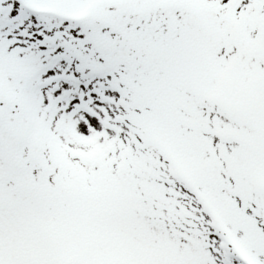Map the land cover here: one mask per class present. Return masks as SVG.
Listing matches in <instances>:
<instances>
[{"label": "snow or ice", "instance_id": "obj_1", "mask_svg": "<svg viewBox=\"0 0 264 264\" xmlns=\"http://www.w3.org/2000/svg\"><path fill=\"white\" fill-rule=\"evenodd\" d=\"M0 264H264V0H0Z\"/></svg>", "mask_w": 264, "mask_h": 264}]
</instances>
